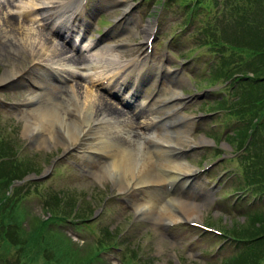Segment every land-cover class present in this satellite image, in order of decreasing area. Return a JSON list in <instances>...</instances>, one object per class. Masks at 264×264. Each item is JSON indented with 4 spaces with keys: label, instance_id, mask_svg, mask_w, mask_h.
Wrapping results in <instances>:
<instances>
[{
    "label": "rangeland",
    "instance_id": "374dc122",
    "mask_svg": "<svg viewBox=\"0 0 264 264\" xmlns=\"http://www.w3.org/2000/svg\"><path fill=\"white\" fill-rule=\"evenodd\" d=\"M51 1L60 2V0ZM151 2L147 4L146 0H131V4L135 9L132 13L133 19L128 26L127 22L122 18L123 7L121 5L114 7L112 0H100L99 3L93 5V10L90 12L93 15L91 20L92 27L89 32L85 33L82 42H84L83 45L95 42L94 46H98V48L89 54H85L81 50V45L78 48H74V45L80 41L77 34H72L71 40L70 37L64 34L58 36L57 29H54L50 35L57 42L65 46L70 54L74 55L75 53H79V51H76L77 49L80 50V53L77 55L88 56L91 58V64L95 68H98L97 57L100 54L101 56L113 59L121 52V48L125 47L123 46L125 43H127L130 49L132 48L135 51H140V48L141 50L144 49L142 44L145 38L143 26L153 21L154 15H160L159 21L163 26L159 28L158 37L154 40L156 44L155 49L150 55V60L152 62H164L167 59L166 64L170 72H172V78H183L175 87L178 91L182 92L181 96L187 102L185 103L184 110H186L187 114L195 117V133L193 136L196 140L207 139L210 141V145L204 148L201 147L188 151L187 158L192 160L195 166L197 165L202 168L198 181L203 183L206 186V190L212 192V194H198L196 196L193 194L191 196L183 194V199H187L186 201L192 202L194 205L202 204L200 208L202 211L200 214L201 219L198 224L204 225L207 223L217 228L221 226L227 227L229 230L238 231V235L243 238L255 237L257 247L254 257L252 259L244 257L241 263L264 264V218L256 221L252 226H248L246 223H238L239 221H243V219H238L241 216L237 215L238 213L236 212L233 214L230 211V206L234 204L240 193L239 189H233L235 180L230 178L237 171L238 167L235 163L226 162L222 159V161L216 162V157L219 154L226 155L227 159L233 157V150L230 147L233 144L223 139L221 140L220 148L216 149L214 140L210 138H218V136H223L230 130V132L234 130L232 128L235 123L226 120L227 117L223 113L212 111L211 108L204 111L206 101L222 99L221 96L224 88L217 86L208 92L206 90L200 91V93L196 92L194 80L189 75V72L193 73L190 70L194 61H196L194 66L197 68V73L203 71V62L206 58L201 57L200 59L187 62L182 56L191 45L187 43L188 37H184L182 34L175 37L176 33L178 34L182 31H178L182 22L181 11H178L180 9L178 2L172 3L163 13L162 6L170 4L172 0H154L152 4ZM34 3L35 0H18L15 13L19 15L21 11H25V13L31 14V17L34 19L39 20L40 18L37 15L40 8L34 5ZM102 13H106L107 16L105 17V23L99 28L97 18ZM241 14H246L245 7L241 11ZM262 16L264 17V8L261 12ZM238 19H234L232 14L230 17L226 16V23L234 25ZM219 24L222 25L224 23L221 21ZM108 25L112 27L109 28ZM132 25L134 31L130 32ZM240 26H233L232 28L240 32L237 33L240 36L238 41L242 44H248L247 35L254 33L247 29H252L253 27L239 30ZM26 29L33 30L37 28L33 23H28ZM46 32L50 31L47 30ZM136 33H140V35L136 36ZM262 36V42L258 44L253 42L255 44L252 45L253 48L251 49L253 50L246 53L248 60L253 63V67L264 63V54L262 52V49L264 51V33ZM241 48L244 52L248 51L245 47ZM234 52L238 57L233 54L232 58L226 61L225 69L233 68L234 64L241 62V59H245L242 56V52ZM132 59V56L128 54L127 58L120 59L118 57L116 61L123 64ZM27 60L28 55L21 49H11L6 53L0 51V78L6 67H10L14 63L20 71L28 70L26 78L21 79L18 86L0 88V148L6 149V147H11L7 156H14L13 158L16 157V153L22 150L18 166L14 165L17 162L11 161L13 163L12 168L15 167L17 169L18 167V169L26 173L25 175H28L23 179L22 187L18 190V194H22V197L25 198L22 203V207L26 212L24 213L25 219H20L18 216L20 215L18 208L15 211L7 205V207L0 209V256L2 257L0 264H127V262H135V264H203L207 262L206 259L211 258L214 252L217 253L220 250L221 241L215 237H200L199 231L191 230V228L187 229L179 225L162 227L160 225L161 222L158 224L159 221L156 222L145 218L143 214L136 212L134 208L135 201H142L143 199L140 194H134V190H131L130 194H118V190L110 181L101 183L98 179L92 180L86 174L79 175V172H83V168L78 167L82 170L77 171L72 166H81L79 163H73V161H77L76 158H71L65 165L64 159L60 158V156H65V159H68L71 157L72 152L65 154L62 148L52 151H48L42 147L37 148L31 144L30 140L24 138L23 129L25 123L21 117V113L26 102L25 100L22 102L18 99L20 96L27 98L29 93L28 87L24 83L28 84L27 78L29 76L38 77V80H42L44 84H47L51 79L46 74L43 75L40 65L35 67V63H28ZM182 64H188L189 67H181ZM119 65L118 63L109 64L107 66L108 69L105 70V74L100 69H97L88 78L86 76L83 77L81 69L72 70L84 78L80 81L83 89H86L91 83L97 81L101 85L98 87L100 89L98 91L102 96L124 106L122 104L123 97L117 96L116 89L112 90L111 93L102 87L109 88V85L102 84L108 77L118 73L117 68ZM52 67L57 68L58 65ZM262 69L264 70V67ZM179 73L181 76H179ZM250 75L262 77V80L249 88L256 102L247 104L250 112L255 109L258 112L264 108V105L257 104V99L260 103H264V74L262 75L261 72L254 71ZM170 81L171 79L166 77L164 81H160L157 87L156 82L154 84L150 81L143 86L142 98L145 99L147 96L154 97L160 90L166 89L170 85ZM56 85L61 84L57 82ZM48 95L50 96V92H48ZM142 98L141 100H144ZM126 105L128 104L126 103ZM151 105H156V103L153 101ZM262 141L264 143V134ZM257 147L260 148V146ZM257 147H254V154L256 156L259 155ZM1 157L2 154L0 155ZM79 162L82 161L80 160ZM221 162L224 163L221 164ZM263 162L264 155L261 157L260 163L262 164ZM260 163L257 164V168ZM12 168L4 170V174H11ZM11 185L9 181L6 184H2V179H0V199H3L7 194H10V196L13 194L14 187ZM110 190V194L121 198V200L108 209L109 211L100 223L95 224L93 222L98 221L102 217H100L102 210L98 209L109 206V197H106V195H109ZM55 194L61 195L55 197ZM209 196L213 198L208 200ZM248 202L246 201L244 205ZM164 205L167 208H172L170 202L164 203ZM74 212L78 213V218L87 219V217H91L90 224H95L92 228L85 227L82 229L83 234L88 235L86 237L88 244H82V240H78L79 237L74 232L76 230L75 224L64 223V226L59 228L51 225L54 218L64 220L67 216L73 217L72 214ZM95 213L96 217L93 218ZM78 218L75 217L74 219ZM14 219L18 220L17 222L20 225L17 229ZM157 219L160 221L165 219L170 220L169 216L165 217L163 214ZM6 220L12 222H7ZM131 222H133L132 225H130ZM112 223L113 225L110 229L113 230L112 234L114 238H111L109 235L105 236L107 232L101 235L100 229L110 226ZM237 224L244 226L237 227ZM245 226L247 228L244 229ZM60 231L75 237L77 240L69 241ZM119 233L121 234L119 242L122 243L118 247L123 249H111L107 253L95 258V254L99 253L98 251L102 246L101 243L106 241L110 244L118 237ZM99 236L103 237L101 241L96 240L100 238ZM126 243L127 246L125 247L124 244ZM127 248L128 250L126 251ZM232 253L233 250L228 247L226 252L222 254L223 258L231 256ZM138 258L140 259L138 260Z\"/></svg>",
    "mask_w": 264,
    "mask_h": 264
},
{
    "label": "bare ground",
    "instance_id": "6f19581e",
    "mask_svg": "<svg viewBox=\"0 0 264 264\" xmlns=\"http://www.w3.org/2000/svg\"><path fill=\"white\" fill-rule=\"evenodd\" d=\"M13 5V0L0 2V51L6 53L11 49L24 50L28 55V63L42 66L45 62H51L77 68L89 62L85 56L70 55L63 45L55 42L43 29H26V20L21 21L10 10ZM49 5L50 3L41 5L44 10L47 8L42 14L45 21L54 22L60 12L65 13L64 21L55 24L58 33H72L79 29L77 32L81 37L91 27L89 19L82 12L80 0L60 3V8L58 3H53L52 7ZM115 5L124 7L123 19L129 23L132 20L130 0H114L113 6ZM143 29L147 41L153 34L154 24L148 22ZM132 52L133 56H137ZM103 61L106 60L101 62ZM135 68L132 64L124 69L122 67L119 74L123 70L127 73L112 78L114 82L123 81L118 88L119 93L132 88L129 92L131 99L135 98L140 92V86L152 74V71L148 74L144 71L133 74ZM66 73L73 77L71 72ZM155 74L156 77L166 74L165 66H158ZM22 77L24 74L14 63L3 71L0 86H15ZM59 80L66 86L55 88V93L48 96V86L32 79L30 87L36 90L29 91L25 110L22 111L24 138L48 151L58 148L65 151L81 149L83 141L89 139L87 141L91 143L88 144L84 157L89 161L101 162L97 167L93 166V177L101 183L110 181L119 192L134 189L139 194H145L148 198L134 205L137 212L142 213L145 218L160 222L157 218L163 214L171 220L166 223L201 219L202 205H194L181 195L186 191L189 194H201L195 170L189 165V161H185V155L187 149L207 142H196L193 139L192 119L182 114L184 102L175 87L171 85L157 97V111L160 115L153 116L150 127H143L150 129L149 134L141 132L139 135L138 128L142 127L139 119L149 120L151 109L138 105L131 112L126 111L88 87L83 89L80 79L73 86L64 77H59ZM119 122L127 132L117 129ZM166 200L170 201L172 208L163 205Z\"/></svg>",
    "mask_w": 264,
    "mask_h": 264
},
{
    "label": "trees",
    "instance_id": "16d2710c",
    "mask_svg": "<svg viewBox=\"0 0 264 264\" xmlns=\"http://www.w3.org/2000/svg\"><path fill=\"white\" fill-rule=\"evenodd\" d=\"M245 2L247 3L246 6H245L246 13H249V16H250V10H251L250 6H252L253 3L256 6H257V4L259 6L260 5H263L260 2H258L257 0H245ZM249 16H246V17L248 18ZM263 19H264V17H263ZM255 20H256V25L255 26H252L253 27L252 29H247L248 31L253 32L255 34L254 35V34L249 33V35H247V38L246 39L249 41L248 44L247 43H245V44L240 43L238 41V39H239L240 36H235V35H232V34H228V33L224 32V30H222L220 33H218V31L212 29L211 27H209V29L207 28L206 40H205V43L207 45L215 44L216 47H224L225 49H227L228 47H230V48L234 49L237 52H242V56L245 57L244 60L241 59V58H239V59H241V62L242 63H237L231 73H241L243 71H247L246 69H248V70H255V69H257V66L253 67V65H252L253 63H251V61L248 60V55L246 54V53L250 52L251 50H253L251 48H253L252 45H255L254 43L258 44V43L262 42V38H263L262 34L264 33V24L263 25H260V26H257L258 25V23H257V14L255 15ZM251 24H254V22L251 21ZM238 45H240V46H238ZM259 46L260 47H263L262 45H259ZM241 47L247 48L248 51H245L244 52ZM262 52L264 54L263 49H262ZM235 55L237 56L236 53H235ZM233 71H237V72H233ZM259 71L264 72L263 69H261ZM253 101L256 102V100H253ZM257 101H258L257 104H261V106L264 105V103L263 102L260 103V101L258 99H257ZM2 146L3 145L1 143V147ZM10 150H11V147H6V149L5 148H0V155L2 154V157L0 158V160L2 159V162L0 163V170L6 168V166L3 165V164H4L5 161H7L5 159H7L9 157V156H7V153ZM262 165H264V162L261 164V166ZM25 174L26 173L24 171L20 170V169H15V172L13 174H9V175H6V174H4V172L0 171V179H2V184H6L7 181H9V184H10V183H12L13 180L19 179V178L23 177ZM261 177L264 178V175L256 176L255 179H254V181L258 185H261L262 191H264V179H262ZM4 198H6V197L4 196L3 199H0V202H1V200L2 201H7ZM260 219L261 218H258V219H248L247 222H246V224L248 226H252L256 221H258ZM7 222H12V221L9 220ZM245 228H247V227L245 226L244 229ZM233 233H235V236L236 237H240L238 235V231L233 230ZM240 238H242V237H240ZM242 259L243 258L233 260L232 261L233 262L232 264H242L241 263V260ZM0 260H2V257L1 256H0Z\"/></svg>",
    "mask_w": 264,
    "mask_h": 264
}]
</instances>
